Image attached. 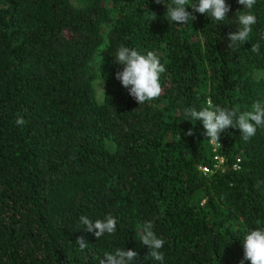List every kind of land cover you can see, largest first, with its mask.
<instances>
[{
    "label": "trees",
    "instance_id": "1",
    "mask_svg": "<svg viewBox=\"0 0 264 264\" xmlns=\"http://www.w3.org/2000/svg\"><path fill=\"white\" fill-rule=\"evenodd\" d=\"M225 2L223 21L189 7L196 19L176 25L171 0H0V264H100L117 248L160 264L137 236L147 220L163 264H241L245 234L264 226V128L248 141L222 133L216 168L202 121L183 115L209 100L264 103V0L249 41L231 48L248 10ZM120 45L160 56L158 99L139 105L116 79ZM108 214L115 234L85 232L82 215Z\"/></svg>",
    "mask_w": 264,
    "mask_h": 264
},
{
    "label": "clouds",
    "instance_id": "2",
    "mask_svg": "<svg viewBox=\"0 0 264 264\" xmlns=\"http://www.w3.org/2000/svg\"><path fill=\"white\" fill-rule=\"evenodd\" d=\"M161 2L162 0H156L157 4ZM238 3L248 11L243 10L237 13L238 31L228 35V39L231 41L229 48L237 44L243 45L249 41L253 31L252 26L257 23V18L251 11L256 0H238ZM165 7L167 8L166 17L176 25H188L189 22L196 19L193 13L187 10L189 7L195 13L216 21L225 20L231 11L225 0H197L195 4H190L189 0H171V4H165ZM259 50V43L252 44V53L258 54ZM115 61L123 66L122 71H117L116 79L129 91L130 96L139 105L158 99L162 95L164 89L160 77L166 72V67L156 52L147 51L146 54H141L136 49L120 45ZM236 91L238 93L239 89ZM183 115L186 121H202L205 135L213 145L220 144L221 134L228 129H238L241 132V139L248 141L256 135L258 128H264V103L261 101L254 102L251 110L241 111L239 105L229 108L214 105L209 100L207 106L201 110L193 107L184 109ZM16 123L23 125L26 121L22 116H18ZM187 135L192 136L194 132L190 129ZM80 222L85 226V232L94 233L98 240L105 234L113 235L117 231V219L111 214L95 221L82 215ZM154 228V221H144L137 236L143 245L150 249L148 257L163 264L165 254L161 249L166 241L164 238L158 237ZM76 244L83 251L89 243L84 237H80ZM242 245L244 256L241 264H244V261H250L251 264H264V226L249 230L244 236ZM137 258L138 253L135 250L117 248L113 252H106L104 258L100 260V264H133Z\"/></svg>",
    "mask_w": 264,
    "mask_h": 264
},
{
    "label": "rangeland",
    "instance_id": "3",
    "mask_svg": "<svg viewBox=\"0 0 264 264\" xmlns=\"http://www.w3.org/2000/svg\"><path fill=\"white\" fill-rule=\"evenodd\" d=\"M101 60L100 57H96L94 61V68L95 70H98L99 67L101 66ZM256 77H260L261 73L256 74ZM95 90H96V95H97V100L100 101L102 99L103 93H104V86L101 80L96 79L94 82Z\"/></svg>",
    "mask_w": 264,
    "mask_h": 264
},
{
    "label": "built area",
    "instance_id": "4",
    "mask_svg": "<svg viewBox=\"0 0 264 264\" xmlns=\"http://www.w3.org/2000/svg\"><path fill=\"white\" fill-rule=\"evenodd\" d=\"M219 143L218 144H215V145H213V151L215 152V156H214V160H216V164H215V167L216 168H218L219 166H220V164H222V162H223V158L218 154V153H216L217 152V148L219 147ZM201 170L204 172V173H207V172H209V170L208 169H206V168H201Z\"/></svg>",
    "mask_w": 264,
    "mask_h": 264
}]
</instances>
